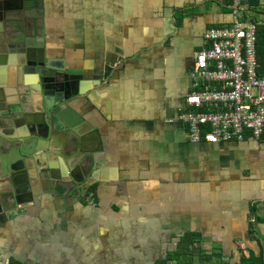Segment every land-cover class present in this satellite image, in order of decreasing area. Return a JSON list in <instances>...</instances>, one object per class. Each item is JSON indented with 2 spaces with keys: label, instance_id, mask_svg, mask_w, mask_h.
Instances as JSON below:
<instances>
[{
  "label": "crops",
  "instance_id": "crops-1",
  "mask_svg": "<svg viewBox=\"0 0 264 264\" xmlns=\"http://www.w3.org/2000/svg\"><path fill=\"white\" fill-rule=\"evenodd\" d=\"M45 3L55 51L90 78L74 104L101 170L86 195L60 187L10 211L0 264H157L188 234L202 237L192 264L264 256V141L194 142L181 118L194 51L233 0ZM241 4L263 27L264 0Z\"/></svg>",
  "mask_w": 264,
  "mask_h": 264
},
{
  "label": "water",
  "instance_id": "water-1",
  "mask_svg": "<svg viewBox=\"0 0 264 264\" xmlns=\"http://www.w3.org/2000/svg\"><path fill=\"white\" fill-rule=\"evenodd\" d=\"M43 52L48 54L47 47H43ZM39 66L37 81L41 80L43 87L51 90L49 95L57 101L49 105L47 98L43 96L42 108L35 107L31 119L23 116L24 120L20 123V127L25 129L23 133H0V228L6 227L10 211L18 210V186H30L29 191L32 192L33 186L37 185L38 192H33L30 199L33 202L42 201L49 192H59L60 187H64L66 192L75 189L76 185L70 188L68 186V177L74 178L73 167H64L63 163L67 151L78 149L74 155L79 156L78 167L84 172V177L76 180L77 182L88 178L85 181L88 185L89 180L101 170L98 164L102 160L96 156L97 150L88 151L86 147L91 137L84 131L83 124H90L89 117L74 104V101H80L84 97L90 99V78L81 69L78 70V75H71L70 69L66 67L61 69L46 62L39 63ZM60 75L62 79L58 80ZM25 86L30 93L28 85ZM62 90L66 92L64 97L57 98ZM23 110L22 105L20 109H15L9 104H0V126L14 130L16 124L13 119L22 116ZM62 131L66 134L64 147L55 143L56 134ZM88 155H91L90 164L86 163ZM14 178H17V183ZM62 178L66 180L63 183ZM81 188L82 185H79V189ZM10 202H13V208L10 207Z\"/></svg>",
  "mask_w": 264,
  "mask_h": 264
},
{
  "label": "built area",
  "instance_id": "built-area-1",
  "mask_svg": "<svg viewBox=\"0 0 264 264\" xmlns=\"http://www.w3.org/2000/svg\"><path fill=\"white\" fill-rule=\"evenodd\" d=\"M241 5V0H233L231 23L206 29L204 45L194 51L192 89L181 115L194 142L264 141L260 23L247 19Z\"/></svg>",
  "mask_w": 264,
  "mask_h": 264
},
{
  "label": "flooded vegetation",
  "instance_id": "flooded-vegetation-1",
  "mask_svg": "<svg viewBox=\"0 0 264 264\" xmlns=\"http://www.w3.org/2000/svg\"><path fill=\"white\" fill-rule=\"evenodd\" d=\"M47 8L45 0H36V2L34 0H0V104L2 106L9 104L11 108L15 109H20L21 105L24 107L23 115L13 119L16 124L14 130H7L0 126L2 134L19 135L23 133L25 129L20 127V123L24 120L23 116L28 119L34 116V111H28L26 108L28 106L42 108L43 96L47 98L46 102L49 105L53 101H57L49 95L51 90L43 87L41 80L37 81L39 63L46 62L61 69L69 68L71 75L79 73L78 68L68 67L66 59L55 51L57 47L47 37L49 24ZM38 25L42 27H38ZM18 35H20L19 39ZM44 46L48 49L46 55L43 52ZM60 79H62V75L59 76L58 80ZM25 84L30 88V93L26 90ZM65 93L62 90V93L57 94V98L64 97ZM64 135L66 138L63 131L56 134L55 143L58 146H61V138ZM77 150L67 151L63 157V163L64 167L71 166L74 171V178L67 176L69 188L76 185L72 192L86 195L92 187L93 179L89 180L88 185L85 183L88 178L83 179L82 182L76 181L84 177V172L78 167L79 156L74 155ZM91 150L93 149L88 148V151ZM1 152L3 154V151ZM67 158L69 159L67 160ZM90 159L91 155H88L87 164H90ZM62 179V183L66 181L64 178ZM14 180L17 183V178ZM79 185H82L81 189H79ZM29 188L30 186L16 188L20 204L27 205L31 201L33 192L38 191L37 185L33 186L32 192L29 191ZM10 204V207L13 208V202Z\"/></svg>",
  "mask_w": 264,
  "mask_h": 264
},
{
  "label": "trees",
  "instance_id": "trees-1",
  "mask_svg": "<svg viewBox=\"0 0 264 264\" xmlns=\"http://www.w3.org/2000/svg\"><path fill=\"white\" fill-rule=\"evenodd\" d=\"M258 56L261 65L264 64V26H259L258 28ZM201 236L198 234H188L184 235L179 241V249L175 251H171L167 254L166 257L160 259L157 264H168L170 261L173 264H192V259L194 257V253L190 246L198 240H201ZM200 258H203L200 255ZM243 261L245 264H264V256L260 254L256 256L255 254H250L247 257H243ZM212 264H226L223 262H213Z\"/></svg>",
  "mask_w": 264,
  "mask_h": 264
},
{
  "label": "rangeland",
  "instance_id": "rangeland-1",
  "mask_svg": "<svg viewBox=\"0 0 264 264\" xmlns=\"http://www.w3.org/2000/svg\"><path fill=\"white\" fill-rule=\"evenodd\" d=\"M256 16H260L259 14L256 13ZM195 244V243H194ZM197 246V245H196ZM195 247V246H194Z\"/></svg>",
  "mask_w": 264,
  "mask_h": 264
}]
</instances>
